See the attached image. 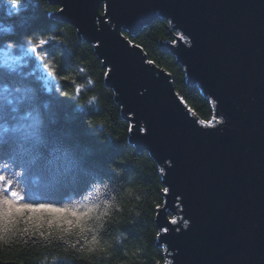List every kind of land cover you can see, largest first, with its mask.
I'll return each mask as SVG.
<instances>
[{"label": "water", "instance_id": "1", "mask_svg": "<svg viewBox=\"0 0 264 264\" xmlns=\"http://www.w3.org/2000/svg\"><path fill=\"white\" fill-rule=\"evenodd\" d=\"M50 2L62 9L54 18L95 46L131 122L130 143L161 168L169 189L156 215L157 228L169 229L158 238L162 264H264V0ZM160 18L176 32L162 47L212 102L215 125H200L171 75L124 34Z\"/></svg>", "mask_w": 264, "mask_h": 264}, {"label": "trees", "instance_id": "2", "mask_svg": "<svg viewBox=\"0 0 264 264\" xmlns=\"http://www.w3.org/2000/svg\"><path fill=\"white\" fill-rule=\"evenodd\" d=\"M60 9L50 0H0V51L19 55L25 48H37L18 66L0 64V169L14 175L27 202H96L98 213L105 202L110 206L102 221H89L92 230L86 235L88 240L95 235V248L77 235L78 229L63 234L44 229L40 236H21V223L0 241V261L165 263L155 207L165 201L161 168L149 153L130 143L132 125L106 84L108 70L102 68L94 45L72 24L54 18ZM124 34L171 75L174 88L199 120L211 121L212 102L199 87L188 84L183 66L162 47L175 41L168 21L160 18L134 36ZM40 39L48 43L37 47ZM45 51L47 60H39ZM43 63H51L54 78L45 79ZM97 183L107 185L99 197L93 190ZM108 240L111 247L101 249Z\"/></svg>", "mask_w": 264, "mask_h": 264}, {"label": "snow or ice", "instance_id": "3", "mask_svg": "<svg viewBox=\"0 0 264 264\" xmlns=\"http://www.w3.org/2000/svg\"><path fill=\"white\" fill-rule=\"evenodd\" d=\"M12 11L16 10V6L12 5L10 7ZM62 11V9H60ZM169 27H172V22H168ZM177 35L182 40H186V37L182 33H177ZM47 40H39L37 47L47 44ZM176 43V41H172ZM9 47H12L10 44ZM33 53L36 52L37 48L33 47L29 49ZM46 51L43 55L38 57L41 61L47 60ZM5 58L7 60L8 54L5 53ZM149 64L154 63V61H147ZM46 70L53 75L52 65L49 63L45 66V63L42 65ZM107 75V73H105ZM79 86H77V94L79 93ZM180 102L183 104V98H179ZM186 111L190 113L193 117L195 114L191 109ZM200 125L211 126L214 124V121L205 122L204 120H199ZM107 185L97 183L93 185V190L97 197L105 190ZM168 188H164L163 192L167 193ZM104 211L98 213L100 208V203L96 202H73L72 204L65 205H54L49 203H33L27 202L24 192L19 186V182L14 178V175H9L7 169H0V241L7 240L10 235L14 234L17 229L16 225L23 224V227L19 229L20 235L23 236L25 233L30 236H40L43 233L44 229L51 230L56 233H68L73 229H78L77 235H81L85 239L90 249L95 248L98 244V241L93 235L91 240L87 239L86 233L92 230V226L89 223L90 220L95 218L97 221H102L105 213L108 211L109 204L105 202ZM157 209L161 207L160 204L155 205ZM171 224H176L177 220L172 218L170 221ZM169 231L168 227H160L158 236H161L164 233ZM59 238V237H58Z\"/></svg>", "mask_w": 264, "mask_h": 264}, {"label": "rangeland", "instance_id": "4", "mask_svg": "<svg viewBox=\"0 0 264 264\" xmlns=\"http://www.w3.org/2000/svg\"><path fill=\"white\" fill-rule=\"evenodd\" d=\"M5 53H7L8 54V58H7V60H6V58H5ZM28 55L30 56H33L34 55V53L32 52H29L28 51V48H25L22 52H21V54H19V55H15V54H13L11 51H8V50H3V51H0V64H2L3 66H5L6 68H9V69H11V68H13L14 66H18V65H20V63H19V61L20 62H22L24 59V57L25 58H28ZM49 80V79H48ZM216 120L217 121H219L220 122V119L217 117L216 118ZM216 123L214 122V124L213 125H215ZM169 217H171V219L173 218L170 214H169ZM175 217H179L178 216V213L177 214H175ZM182 219V216H181V218H180V220Z\"/></svg>", "mask_w": 264, "mask_h": 264}, {"label": "clouds", "instance_id": "5", "mask_svg": "<svg viewBox=\"0 0 264 264\" xmlns=\"http://www.w3.org/2000/svg\"><path fill=\"white\" fill-rule=\"evenodd\" d=\"M115 239H116V241L118 242L119 239H120V237H116ZM98 244H99V241H98ZM111 245H112V241L108 240V241H105V242H104V245H101V244H100L99 246H100L101 249L105 250L106 247H107V248H110Z\"/></svg>", "mask_w": 264, "mask_h": 264}, {"label": "bare ground", "instance_id": "6", "mask_svg": "<svg viewBox=\"0 0 264 264\" xmlns=\"http://www.w3.org/2000/svg\"><path fill=\"white\" fill-rule=\"evenodd\" d=\"M137 46V45H136ZM144 53V52H143ZM145 55V54H144Z\"/></svg>", "mask_w": 264, "mask_h": 264}]
</instances>
